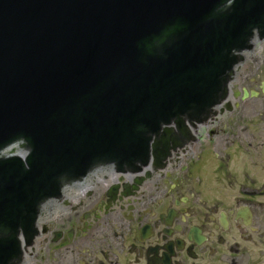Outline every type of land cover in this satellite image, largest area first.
<instances>
[{"label": "water", "instance_id": "1", "mask_svg": "<svg viewBox=\"0 0 264 264\" xmlns=\"http://www.w3.org/2000/svg\"><path fill=\"white\" fill-rule=\"evenodd\" d=\"M253 30L264 0H0V153L24 156L0 154V264L63 182L145 164L163 124L207 112ZM59 210L48 201L37 224Z\"/></svg>", "mask_w": 264, "mask_h": 264}, {"label": "flooded vegetation", "instance_id": "2", "mask_svg": "<svg viewBox=\"0 0 264 264\" xmlns=\"http://www.w3.org/2000/svg\"><path fill=\"white\" fill-rule=\"evenodd\" d=\"M255 58L215 114L155 136L178 140L163 159L68 183L79 194L61 191L62 214L22 249L24 264H264V50L241 64Z\"/></svg>", "mask_w": 264, "mask_h": 264}, {"label": "rangeland", "instance_id": "3", "mask_svg": "<svg viewBox=\"0 0 264 264\" xmlns=\"http://www.w3.org/2000/svg\"><path fill=\"white\" fill-rule=\"evenodd\" d=\"M264 50V49H263ZM262 50V51H263ZM261 51V52H262ZM261 52L259 53V56L261 55ZM255 60H258V58H255L252 62L243 64V72H252L253 70H255L259 64H253V62ZM261 66H264V64H262ZM248 108H245L242 104H239V107L236 108L235 113H234V118L238 119V120H243L246 119L247 117L245 116V112H247Z\"/></svg>", "mask_w": 264, "mask_h": 264}]
</instances>
